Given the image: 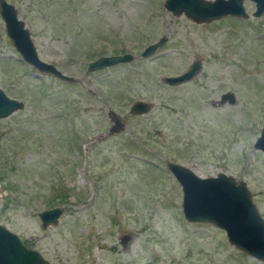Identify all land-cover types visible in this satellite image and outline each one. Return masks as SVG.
Listing matches in <instances>:
<instances>
[{"label": "rangeland", "instance_id": "374dc122", "mask_svg": "<svg viewBox=\"0 0 264 264\" xmlns=\"http://www.w3.org/2000/svg\"><path fill=\"white\" fill-rule=\"evenodd\" d=\"M6 1L38 57L74 80L22 61L0 18V88L23 103L0 118V223L52 264H264L183 218L165 164L244 181L264 219V152L252 145L264 125V13L244 0L246 18L195 23L164 0ZM126 52L129 62L86 69ZM196 59L189 80H162ZM137 99L153 105L130 114ZM54 206L57 222L42 228L38 212Z\"/></svg>", "mask_w": 264, "mask_h": 264}, {"label": "water", "instance_id": "95a60500", "mask_svg": "<svg viewBox=\"0 0 264 264\" xmlns=\"http://www.w3.org/2000/svg\"><path fill=\"white\" fill-rule=\"evenodd\" d=\"M244 0H164L162 6L174 15L183 13L195 23L209 22L229 15L237 18L248 17L243 5ZM254 4L251 15L264 13V0H249ZM0 18L8 37L19 58L38 73L50 74L60 80L73 81L74 77L64 74L55 65L40 59L26 28L19 18L16 7L0 0ZM165 40L159 37L147 44L140 52L141 57L150 56ZM133 59L131 53L100 55L86 64L87 71L101 70ZM200 60H193L187 68L177 74L164 76L162 80L169 85H176L189 80L199 72ZM228 96L231 101V96ZM224 97V96H223ZM153 103L137 99L128 108L130 114L147 112ZM22 101L8 97L0 88V118H4L20 109ZM111 125L108 133L122 129L118 114L108 111ZM253 148L264 152V125L253 142ZM168 171L181 189V212L188 222L206 223L223 230L227 241L236 249L264 263V219L252 201L250 190L242 180L218 172L213 176H199L190 168L171 161L165 162ZM61 213L54 206L38 212L42 228L57 222ZM0 264H52L36 249L26 246L20 237L0 223Z\"/></svg>", "mask_w": 264, "mask_h": 264}]
</instances>
